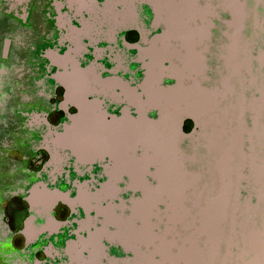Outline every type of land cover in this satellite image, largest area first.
<instances>
[{"label": "flooded vegetation", "instance_id": "af4514ba", "mask_svg": "<svg viewBox=\"0 0 264 264\" xmlns=\"http://www.w3.org/2000/svg\"><path fill=\"white\" fill-rule=\"evenodd\" d=\"M133 8L129 18L123 0H0V264H75V255L91 260L90 239L104 227L116 232L104 209L129 218V202H120L132 194L124 183L89 206L58 201L50 209L34 198L39 184L73 199L83 189L93 194L102 190L114 160L107 153L83 159L57 135L75 121L80 122L76 130L100 128L82 123L83 103L98 104L108 120L121 116L131 105L122 84L136 87L144 79L145 49L167 41L181 50V39L156 23L148 1L134 0ZM222 33L220 26L209 40L214 53L226 40ZM66 56L72 60L60 59ZM163 61V67L178 63L172 56ZM212 63L218 64L217 57ZM71 74L99 76L112 87L103 90L90 80L86 89L70 91L65 77ZM183 129L190 133L195 123L186 119ZM186 189L195 196L202 186ZM194 198L166 204L181 207L182 216L168 217L161 207L157 223H190L191 210H202ZM147 235L146 244L153 239L149 224ZM98 239L102 251L96 264H129V251L117 240L105 234ZM181 246L159 238L154 254L172 249L179 254Z\"/></svg>", "mask_w": 264, "mask_h": 264}, {"label": "water", "instance_id": "95a60500", "mask_svg": "<svg viewBox=\"0 0 264 264\" xmlns=\"http://www.w3.org/2000/svg\"><path fill=\"white\" fill-rule=\"evenodd\" d=\"M146 1L152 6L156 23H164L165 33L169 34L172 28L166 26V13L155 0ZM174 2L181 3L182 0ZM236 3L240 7L239 12L236 7H223L212 3V0H196V14L183 18L182 24L192 34L194 56L199 62L184 70L182 58L176 57L178 63L171 62L169 67H163L162 61L161 74L154 76L146 57V72L140 84L128 87L118 80L113 82L122 84L129 90L131 98H135V101H130V107L122 110L121 116L108 120L98 104L83 103L81 109L84 114L94 111L99 117L98 123L91 125H99L100 128L76 130L80 122L75 121L57 135L60 142H67L73 133L78 132V141L83 142L89 139L88 131L104 132L107 137L109 131L115 133L126 122L129 124V158L141 168V187L130 186L129 172L115 177L116 162L109 155L115 166L108 171V179L100 192L93 194L83 189L73 199L68 193L39 184L35 187L38 190L35 202L38 203L37 195L45 194L51 197L50 209L58 201L83 204L84 193L109 195V188L115 190L117 185L124 183L132 194L129 200L120 198V202H129L131 214L132 204L140 202L145 191L154 193L160 190L158 174L164 169L168 172L174 170L189 179L206 181L207 186H202L201 193L209 204L218 206V214L213 223H157L161 207L166 212L164 198L156 206L154 223H148L153 236L150 243L133 242L128 249L114 237L115 232L108 233L129 251V264H134L139 252L151 254L155 262L160 261V256L154 254L159 238L182 243L188 237L193 239L206 264H264V90L256 76L264 74V67L257 60L264 53V0H237ZM220 26L226 40L214 53L209 40ZM236 32L241 33L247 43L251 57V63L245 70L236 64H228L225 57V47ZM168 45L180 57L185 55L186 48L182 43L180 51L173 44ZM147 50L143 51L144 55ZM213 57H217L218 64L212 63ZM60 59L72 60L67 56ZM173 66L179 67L178 74L170 72ZM167 77L174 82L167 84ZM94 80L102 86L110 84L99 76ZM205 96H211L208 97L211 103L206 108L198 106L196 99ZM153 113L155 118L151 117ZM186 119L195 123V129L190 133L183 129ZM221 123L225 124L224 132L215 135L214 129ZM86 185L83 183L81 187ZM186 192L190 194L191 191L186 189ZM135 225L139 227L140 223Z\"/></svg>", "mask_w": 264, "mask_h": 264}, {"label": "rangeland", "instance_id": "374dc122", "mask_svg": "<svg viewBox=\"0 0 264 264\" xmlns=\"http://www.w3.org/2000/svg\"><path fill=\"white\" fill-rule=\"evenodd\" d=\"M126 6V12L131 18L133 16V1L134 0H123ZM160 9L166 13V26L171 27V31L169 34L173 37H179L182 41V44L186 48L185 55L181 57L171 49L168 45V42L164 41L159 46H151L146 52L145 57L149 60V68L154 76H158L161 74V63L164 59L169 57H177L182 58V67L185 70L187 68H191L199 59L197 56H194V44L192 41V34L190 31L185 30L183 26V18H191L195 13V3L196 0H182L181 3L174 2V0H155ZM237 0H212V3H217L220 6L227 8H235L237 12H239L240 7ZM109 10L114 14L113 6L109 7ZM201 38V37H199ZM225 57L230 65H238L241 70H245L249 67L251 63V57L249 56V52L247 49V43L244 41L241 33L236 32L230 36L228 44L225 47ZM258 63L260 66L264 67V53L260 54L257 57ZM179 67L173 66L170 68L171 73H179ZM258 78V82L262 90H264V74L259 73L256 75ZM92 79L91 75H77L71 74L65 77V81L69 84L72 91H82L84 88H87L88 83ZM102 86V85H101ZM112 87L111 84H106L102 86L103 90L110 89ZM123 95L129 101L134 100L135 98H131L129 95V90L127 88H123ZM211 96H205L203 99L198 97L196 99V104L200 107L204 106L205 108L211 103V99L208 98ZM99 117L96 116L94 111H87L83 118L82 123L85 125H91L94 123H98ZM225 127L224 123L214 129L215 135L219 133H223V128ZM88 129V128H85ZM114 133V132H113ZM112 131L107 133L104 132H86L87 137H89L88 141L79 142L80 133H73L70 139L67 141V144L71 146L77 154L83 159L96 158L99 156H103L106 153L111 155L115 162V177H118L121 173L129 172V178L131 180L130 184L133 188H139L142 186V179L140 177L141 168L138 163L134 162L129 158V124L126 122L120 125L116 132L113 135ZM108 138V139H107ZM164 169L163 173H159L157 176L158 184L160 186V190L158 192H144L143 199L140 202H136L132 204L131 214L129 218H124L113 213L111 207H107L104 209V214L107 219L114 223L112 224L116 229L113 234L114 237L119 239L124 246L129 249L133 242H140L146 244V239L148 237V223H154L153 219L155 217V210L157 204L165 198L166 204L168 203H181L182 199L186 198H194L198 204L201 205L202 210H198V212L193 209L191 210V214L194 217L190 223H213L215 216L218 214V206L214 204H209L206 197L203 196L201 190L195 192L191 189L190 194H187L184 191L189 185L193 188L200 186H207V182H203L200 178L189 179L182 174H179L177 171L168 172ZM190 183V184H189ZM207 188L205 187V191ZM113 188H109L107 190V194L113 193ZM101 199V196H92L87 193L82 195V203L86 206L92 204H98ZM38 203H40L43 207H46L51 202V197L45 194H39L36 197ZM184 205H189L187 202H182ZM175 209L177 211H175ZM175 209L169 208L166 206V215L170 217V215H180L181 207H177ZM197 213V214H196ZM197 215V216H196ZM135 223H140V226L137 227ZM105 234L109 235L106 227L98 231L89 241L93 249V255L91 256V260H83L78 255L74 256L75 264H96L98 260V256L101 253V246L99 244V235ZM149 238V237H148ZM145 239V240H144ZM129 240L131 242H129ZM148 241V240H147ZM183 246V249L177 253L176 249H172L170 252L156 254L160 256V261L155 262L152 258L151 254H142L137 253L134 264H195L205 263L201 257L200 252H198L195 242L192 238H189L186 243L180 244L178 242V246ZM181 246V247H182ZM152 258V259H151ZM126 264V263H125Z\"/></svg>", "mask_w": 264, "mask_h": 264}]
</instances>
